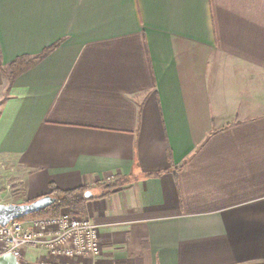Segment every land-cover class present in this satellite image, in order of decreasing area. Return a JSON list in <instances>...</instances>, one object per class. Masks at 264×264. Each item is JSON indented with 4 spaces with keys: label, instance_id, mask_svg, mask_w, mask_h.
<instances>
[{
    "label": "crops",
    "instance_id": "1",
    "mask_svg": "<svg viewBox=\"0 0 264 264\" xmlns=\"http://www.w3.org/2000/svg\"><path fill=\"white\" fill-rule=\"evenodd\" d=\"M81 187L90 264H264V0H0V197Z\"/></svg>",
    "mask_w": 264,
    "mask_h": 264
},
{
    "label": "built area",
    "instance_id": "2",
    "mask_svg": "<svg viewBox=\"0 0 264 264\" xmlns=\"http://www.w3.org/2000/svg\"><path fill=\"white\" fill-rule=\"evenodd\" d=\"M115 177L104 183H113ZM98 227L88 217L72 212L55 217L11 221L0 227V255L10 254L20 264H90L102 254ZM38 251L33 262L23 257V250Z\"/></svg>",
    "mask_w": 264,
    "mask_h": 264
},
{
    "label": "trees",
    "instance_id": "3",
    "mask_svg": "<svg viewBox=\"0 0 264 264\" xmlns=\"http://www.w3.org/2000/svg\"><path fill=\"white\" fill-rule=\"evenodd\" d=\"M51 49L46 50L44 53H42L41 55H39L37 58H35L34 60H31L28 64H33L34 62L44 58L48 52H50ZM23 60H18L14 62V69L15 67L18 66H22L25 63H23ZM21 62V64H20ZM107 186L105 187V192L99 196L100 198L102 197H106L109 196L112 193V186L109 184H106ZM88 192L85 188L81 187V188H76L73 190H69V191H58V190H53L51 192V196L55 197L56 202L50 206L48 209H46V211L43 212H39L36 214H32L29 215L27 217H24L22 219L19 220H24V219H29V218H47V217H55L57 215H59V211H61L62 209H69L70 212H72L74 215H78V216H85V205L87 203V201L90 200V198H84L85 197V193Z\"/></svg>",
    "mask_w": 264,
    "mask_h": 264
},
{
    "label": "water",
    "instance_id": "4",
    "mask_svg": "<svg viewBox=\"0 0 264 264\" xmlns=\"http://www.w3.org/2000/svg\"><path fill=\"white\" fill-rule=\"evenodd\" d=\"M91 193L86 192L84 198L90 197ZM55 197L51 195L41 196L35 199L31 203L24 204H0V227L6 226L11 221L19 220L33 213H39L46 211L50 206H52L56 200ZM0 264H20L13 256L10 254L0 255Z\"/></svg>",
    "mask_w": 264,
    "mask_h": 264
},
{
    "label": "rangeland",
    "instance_id": "5",
    "mask_svg": "<svg viewBox=\"0 0 264 264\" xmlns=\"http://www.w3.org/2000/svg\"><path fill=\"white\" fill-rule=\"evenodd\" d=\"M11 200H14V199H11L10 197H8V196H1L0 197V204H4V205H7V204H11L10 202H12ZM35 200V199H34ZM34 200H28V202L27 203H31V202H33ZM60 213L59 214H61V213H65V212H70V210L69 209H67V208H65V209H62L61 211H59ZM71 213V212H70ZM73 214V213H72ZM78 216V215H77ZM81 217H85V216H81Z\"/></svg>",
    "mask_w": 264,
    "mask_h": 264
}]
</instances>
